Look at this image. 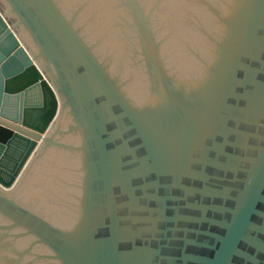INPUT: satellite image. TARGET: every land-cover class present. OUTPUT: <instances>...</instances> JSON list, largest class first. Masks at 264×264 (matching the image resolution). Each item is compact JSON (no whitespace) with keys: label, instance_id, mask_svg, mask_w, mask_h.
I'll list each match as a JSON object with an SVG mask.
<instances>
[{"label":"water","instance_id":"water-1","mask_svg":"<svg viewBox=\"0 0 264 264\" xmlns=\"http://www.w3.org/2000/svg\"><path fill=\"white\" fill-rule=\"evenodd\" d=\"M0 264H264V0H0Z\"/></svg>","mask_w":264,"mask_h":264}]
</instances>
